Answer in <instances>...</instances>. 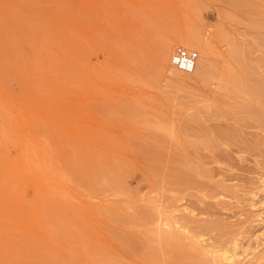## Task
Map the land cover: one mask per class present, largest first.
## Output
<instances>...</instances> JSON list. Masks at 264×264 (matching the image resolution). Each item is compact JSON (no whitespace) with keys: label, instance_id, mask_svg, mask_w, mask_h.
Wrapping results in <instances>:
<instances>
[{"label":"rangeland","instance_id":"obj_1","mask_svg":"<svg viewBox=\"0 0 264 264\" xmlns=\"http://www.w3.org/2000/svg\"><path fill=\"white\" fill-rule=\"evenodd\" d=\"M237 1L0 0V124H5L7 117L15 119L12 118L18 135L21 136L20 139L22 138L21 141H28L30 151H33L32 163L42 164L50 175L60 180L57 186H61L63 198L68 201L60 208H50L46 203L41 208L39 203H43L41 200L43 196H40L37 184L28 181L24 195L26 194L29 201V209L35 214L39 211L45 218L41 219L43 216L38 213L40 219L33 213H26V207L19 204L21 212L25 213L22 218L23 228L28 232L18 231L15 235L9 218L13 200L5 186L8 183L6 178L9 173L8 160L16 161L19 156L17 153L19 154L23 147L16 143L15 148L20 147V151L15 150L14 144L11 145L10 151L9 145L3 140L5 130L0 129L3 131L2 135L0 133V220H2L0 233H3L0 236V244L7 245L14 241L13 245L8 244L7 248L4 245L0 246V260L6 259L5 264H10L11 258L15 259V262L17 259L20 260V257L26 255L24 253L26 243H23V240L27 238L25 242L31 241L30 244L27 242L28 247L35 249L34 247L38 245L35 250L51 252L50 255L47 253L50 256L47 257L50 259L53 257L55 260L57 258L61 262L66 261L64 258L73 253L72 256L81 260L80 264H101V261L93 262L100 256L97 251L112 250L111 253L117 252L118 255L114 253L117 255L115 257L121 262L124 261L123 263L149 264L150 262L146 260L147 263L141 261V258L136 259L138 257L134 253L136 250L131 249L134 251L131 253L129 248L112 241L111 236L114 232L111 231H115V234L130 235L129 238L136 244L135 249L142 247L139 248L142 250L140 254L141 252L146 254L147 250L150 254L151 248L157 252L163 250L159 235L162 232L174 235L171 228L175 226H181V229L178 237L175 235L174 237L181 238L184 245H189L183 234L189 232L190 235L199 236L195 226H200L202 222L213 227L199 238L204 241V245L216 242L217 240L213 239L221 236L224 239H236L241 247L239 264H264V117L259 121L247 118L244 123L243 120H237L240 116L236 115L237 110L234 108L239 105V95L232 91L241 89L240 81L237 82V79L240 80L242 77V71L238 72L240 68H237L235 52L242 42L244 48L247 46L244 51L245 74L246 67L256 69L264 87V16H262L264 0H240L251 4L247 7L248 4L243 2L245 7L243 6L242 10H238ZM255 5L256 8L253 10ZM242 11L245 15L238 14ZM248 47H253L252 52H248ZM178 50L197 54V61L191 73H183L176 68ZM80 59L82 62L79 64ZM78 64L83 66H79V69ZM87 65L89 68H86ZM93 66H96L97 70L93 69ZM6 67L7 70L8 68L12 70H8L7 73ZM62 68L64 72H61ZM65 72L66 74L62 76ZM245 74L244 77L247 76ZM6 77L14 78V83L12 79L10 81L12 83H8L10 79ZM62 78H65V81L61 83ZM71 81L75 85L71 84ZM226 82L230 86L227 85L229 89ZM226 91H229V94ZM262 91V98L257 101V106L264 105V90ZM235 98L238 100H234ZM248 101L249 98L244 97L242 102ZM234 105L236 107L233 108ZM209 110H212V113ZM213 112L217 114L221 112L224 115L215 117L212 115L215 114ZM2 118L6 120L2 122ZM242 126L245 128H240ZM222 131H232V134L230 133L232 136L222 140L220 136ZM202 135L210 142L214 140L215 149H210L213 144L208 147H205L206 143L202 144L204 137ZM85 150L101 154L103 162L110 160V173H113L114 163L118 162L123 164L124 169L131 171L132 176L136 173V179V175L133 176V180L130 178L132 176L129 177L131 181L126 179V185H131L126 187L131 194L120 196L107 191L103 193L104 195L96 194L94 197L95 193L89 192L87 188L84 191L90 195L81 193L84 187L76 178L75 182L72 180V177H75L72 169L68 172H72L73 175L66 173L65 170L69 167L68 163L83 167L81 162L83 161L85 165V159L88 157ZM83 154L85 159L82 157ZM76 156L77 159L80 157L82 159L77 160ZM76 161H81L78 162L80 166ZM184 165H187L184 169H192L191 176L196 179L192 178V181H196V184L192 181L186 186L166 184L170 179H174V176L176 178L179 175L182 181L188 180ZM85 166L83 168H86ZM157 169L163 174L161 177L165 178L163 180L165 185L160 180L161 173L158 175ZM85 171L87 173V170ZM125 177L128 178V175ZM177 180L180 178L177 177ZM47 183L49 181H46ZM158 183L162 184V187ZM46 189L48 196L49 191L57 188L51 189L48 186ZM106 210L108 215L105 213ZM101 211L102 214L105 211L106 216L103 214L105 217L100 214ZM108 211L111 214L126 212L122 213L132 216V221H136L134 225L136 224L139 229L132 227L126 230L108 223L112 221L109 219ZM48 212L52 215L63 214L62 222L68 218L67 223L71 222L73 227L70 223L63 225L59 221L61 216L57 217L56 214L50 217ZM147 213H150L149 220L154 219V223L151 222L155 226L149 225L151 222L146 219ZM165 216L169 218L166 219ZM46 217L50 218L47 220ZM144 217L146 221L143 223ZM189 217L194 218V225L189 222ZM54 220L59 221L57 224L59 223L61 233L57 232L60 233L58 235L55 234L58 225L50 223H54ZM49 223L51 227H48ZM173 223H176L175 226ZM64 226L67 228L64 229ZM145 227L151 229V233ZM191 228L194 233L190 231ZM107 229L111 230L109 232L112 233L111 236ZM77 231L81 234L78 235ZM146 232L153 240V242L150 240L151 245L147 244L151 246L148 248L145 246L148 242ZM25 233H29L30 238ZM32 236L36 238L34 241L38 240L34 244ZM156 237H159V240L154 239ZM17 238L19 239L17 242L22 241V245L18 243L17 246L15 242ZM87 240L90 244L85 242ZM137 240L144 245L138 244ZM155 240L160 243H156ZM40 241L48 250L46 248L43 250L41 243L38 244ZM70 241L72 248L68 246L71 244ZM73 242H78L77 247ZM95 244L98 245L96 246L98 256L93 254L96 250ZM153 244L157 247H152ZM89 245L93 247L83 248ZM10 246L13 248L22 246L24 249H20L21 247L16 249L19 256L11 252L14 249L8 250L12 248ZM119 246L122 247V252ZM4 248L8 253L6 251L3 253ZM30 248L26 249L27 255L31 251ZM86 248L90 249L91 256L86 254L90 253ZM40 251L36 254L39 252L42 255ZM7 254L10 256V263L7 261ZM36 254L32 253L30 258L40 262L42 259ZM161 255L162 257L157 256L161 258L159 264H167L170 260L167 259L168 255ZM102 257L105 258L103 254Z\"/></svg>","mask_w":264,"mask_h":264},{"label":"bare ground","instance_id":"obj_2","mask_svg":"<svg viewBox=\"0 0 264 264\" xmlns=\"http://www.w3.org/2000/svg\"><path fill=\"white\" fill-rule=\"evenodd\" d=\"M235 1H237V0H235ZM256 1V0H255ZM239 2H241V4L239 3ZM243 2H245V1H237V3H238V10H242V8H243V6L245 5V3H243ZM235 3V2H234ZM236 3V4H237ZM244 4V5H243ZM248 4V5H247ZM246 5H247V7L249 6V5H251V4H249V3H246ZM240 6H241V9H240ZM245 7V6H244ZM246 7V8H247ZM245 8V9H246ZM253 8V7H252ZM252 8H251V10H252ZM256 8V5H255V7L253 8V10ZM234 9V8H233ZM244 9V8H243ZM250 9V8H249ZM248 9V10H249ZM251 10H249V11H251ZM243 11H245V10H243ZM236 12V13H238V14H244V12ZM246 11H247V9H246ZM253 12V11H252ZM255 12H257V11H255ZM245 15V14H244ZM262 16H264V15H262ZM254 18V17H253ZM250 21H255V20H250ZM255 23V22H254ZM258 23V22H257ZM245 25V24H244ZM261 26V25H260ZM240 27V26H239ZM256 27V26H255ZM260 28V27H259ZM254 29V28H253ZM255 30V29H254ZM242 35V34H241ZM102 38V37H101ZM243 41V40H242ZM240 47L239 48H237L238 50H237V52H235V54H236V59L237 60H235V61H237V68L239 67L240 69H238V72H240V71H242V74H241V76L242 77H240V80L239 79H237L238 81L237 82H239L240 81V87H241V89L240 90H236V89H232V87H231V89H232V91H235V93H237L238 95H239V100L237 99V98H235L234 100H238L239 101V105L236 107V105H234L233 106V108L234 107H236V108H234V109H236L237 110V113H236V115L237 116H240V118L239 119H237V120H240V121H242V123H244L245 121V119H247V118H250L251 120L252 119H254L255 121L257 120V121H259L260 119H261V117H264L263 116V112H264V105L262 104V106H261V104H260V106H257V101L259 102V98H262L261 96V92L263 93V91L262 90H264V87H263V83H262V81H261V79H260V77H259V75H257V71H256V69H254V68H248L247 69V67H246V72H247V74H245V67H244V51H245V48L247 47H245L244 48V44H243V42H242V44L241 45H239ZM60 47V46H59ZM64 47V46H63ZM116 47V46H115ZM121 48V47H120ZM253 48V47H252ZM252 48H250V47H248V52H252ZM120 50V49H119ZM236 51V50H235ZM232 55H234V54H232ZM232 58V57H231ZM234 57L232 58V59H235ZM82 59V58H81ZM81 59H80V61H79V64L82 62L81 61ZM6 61V60H5ZM9 61V60H8ZM196 61H197V57H196ZM196 61H195V63H196ZM11 62V61H10ZM54 62V61H53ZM7 63H9V62H7ZM34 63V62H33ZM50 63V62H49ZM88 63H89V60H88ZM97 63V62H96ZM260 63H262V62H260ZM35 64V63H34ZM78 64V68H79V66L81 67V66H83L82 64L81 65H79ZM90 64V63H89ZM88 64V65H89ZM36 65V64H35ZM87 65V66H88ZM91 66H92V64H90ZM94 65V64H93ZM40 66V65H39ZM55 66V65H54ZM61 66V65H60ZM64 66V65H63ZM76 66H77V64H76ZM86 66V68H89V66L87 67ZM99 66V65H98ZM52 67V66H51ZM85 67V66H84ZM84 67H82V68H84ZM94 67V68H93ZM92 68L93 69H95L96 68V70H97V67L96 66H93ZM250 67V66H249ZM58 68V67H57ZM101 68V67H100ZM177 68V67H176ZM236 68V69H237ZM11 69V68H10ZM9 68H8V70H10ZM66 68H64V70H65ZM80 69V68H79ZM102 69V68H101ZM100 69V70H101ZM105 69V68H104ZM178 69V68H177ZM3 70V69H2ZM5 70V69H4ZM6 70H7V67H6ZM8 70L6 71L7 73H8ZM12 70V69H11ZM10 70V71H11ZM36 70V69H35ZM84 70V69H83ZM99 70V69H98ZM193 70V69H192ZM254 70H255V72H254ZM1 71V70H0ZM14 71V70H13ZM12 71V72H13ZM16 71H18L17 69H16ZM59 71H60V69H59ZM66 71V70H65ZM180 71V70H179ZM22 72V71H21ZM40 72V71H39ZM58 72V71H57ZM61 72H64L63 71V68H62V70H61ZM103 72V71H102ZM101 72V73H102ZM181 72H183V71H181ZM192 71H190V72H183V73H191ZM7 73H6V75H7ZM16 73H18V72H16ZM97 73L99 74V71H97ZM235 74H236V72H234ZM25 74V73H24ZM60 74V73H59ZM62 74V73H61ZM64 74H66V72L65 73H63L62 74V76L64 75ZM69 74V73H68ZM106 74V73H105ZM108 74V73H107ZM227 74H229V72L227 73ZM226 74V75H227ZM244 74L245 75H247V76H245L244 77ZM16 75V74H15ZM22 75V74H21ZM21 75H19V76H21ZM58 75V74H57ZM3 76H4V74H3ZM18 76V78H21V79H23L22 77H19ZM59 76H61V75H59ZM230 76V75H229ZM16 77H17V75H16ZM54 77V76H53ZM81 77V76H80ZM227 77V76H226ZM237 77V76H236ZM235 77V78H236ZM67 78V77H66ZM77 78H79V77H77ZM229 78V77H228ZM231 78H232V76H231ZM6 79H10V80H8V83L11 81V79L12 78H9V77H6ZM14 79V78H13ZM13 79H12V81H13ZM20 79V80H21ZM81 79V78H80ZM88 79V78H87ZM100 79V78H99ZM19 80V79H18ZM53 80V79H52ZM59 80V79H58ZM63 80L65 81V78L63 79L62 78V81H61V83L63 82ZM67 80V79H66ZM79 80V79H78ZM6 81V80H5ZM24 81V80H23ZM33 81V80H32ZM46 81H48V80H46ZM56 81V80H55ZM74 81V80H73ZM7 82V81H6ZM15 82H17L16 80H15ZM37 82V81H36ZM49 82V81H48ZM74 82H76V80L74 81ZM81 82V81H80ZM236 82V81H235ZM12 82H10V84H11ZM13 83H14V81H13ZM33 83V82H32ZM34 83H35V81H34ZM33 83V84H34ZM41 83H42V81H41ZM56 83V82H55ZM58 83H60V82H58ZM225 83V82H224ZM21 84V82H19V85ZM57 84V83H56ZM64 84V83H63ZM63 84H61V85H63ZM71 84H73V85H75L74 83H72V81H71ZM78 84V83H77ZM231 84V83H230ZM234 84L235 83H233L232 85H233V87H234ZM54 85V84H53ZM59 85V84H58ZM73 85H72V87H73ZM82 85V84H81ZM80 85V86H81ZM229 86V84H227V82H226V86ZM10 86V85H9ZM227 86V87H228ZM244 86H247L246 88L244 87ZM21 87V86H20ZM24 87V86H23ZM28 87V86H27ZM31 87V86H30ZM227 87H225V88H227ZM230 87V86H229ZM229 87H228V89H229ZM263 87V88H262ZM22 88V87H21ZM25 88V87H24ZM75 88V87H74ZM224 88V87H223ZM28 89V88H27ZM32 89V88H31ZM228 89H226V90H228ZM29 90H30V88H29ZM33 90V89H32ZM31 90V91H32ZM41 90V89H40ZM261 90V91H260ZM28 92V91H27ZM30 92V91H29ZM35 92V91H34ZM38 92V91H37ZM36 92V93H37ZM227 92V91H226ZM226 92H225V94H226ZM229 92V91H228ZM227 92V93H228ZM231 92V91H230ZM229 94V93H228ZM228 94H227V96H228ZM232 94H233V92H232ZM231 94V95H232ZM37 95H38V93H37ZM41 95V94H40ZM36 96V95H35ZM236 96V95H235ZM244 97L246 98V97H248L249 98V100L250 101H248V102H246V103H243L242 101L244 100ZM263 97H264V94H263ZM41 98V97H40ZM233 98V97H232ZM264 99V98H263ZM236 100V101H237ZM120 101V100H119ZM264 101V100H263ZM262 101V102H263ZM118 102V101H117ZM134 103V102H133ZM136 107V106H135ZM18 109V108H17ZM133 109V108H132ZM212 109H215V108H212ZM233 109V110H234ZM45 110V109H44ZM218 111V110H217ZM209 112L210 113H212V110H209ZM11 112L9 111V114H10ZM213 113H215V114H212V115H214L215 117L217 116V115H221L222 113L221 112H218V114L216 113V112H213ZM1 114H2V112H1ZM20 113H18V115H19ZM125 114V113H124ZM209 114V113H208ZM3 115V114H2ZM5 115H7V114H5ZM222 115H224V113L222 114ZM15 116H16V114H15ZM4 117V116H3ZM6 117V116H5ZM4 117V118H5ZM19 117V116H18ZM121 117V116H120ZM129 117H131V116H129ZM214 117V118H215ZM217 117H219V116H217ZM13 118V117H12ZM12 118H8L7 117V120L6 119H4V120H6L5 121V124L3 123V124H0V129H3V131L5 130V133L3 134V131L2 130H0V131H2V132H0L1 133V135L3 134L4 136H3V140H4V142L6 143V145L8 144L9 146V150L11 151V149H12V147H11V145H13V147L15 148V144L16 143H18L19 145H21L22 147H23V149L20 151V147L19 148H15V150H17V149H19V154L17 153V156H18V159H15L14 157H12V158H14L16 161H14V160H8V163H9V173H8V177H6V178H8V183H7V185H6V183H4L6 186V191H7V193H9L8 195L11 197V199L13 200L12 201V203H11V205H12V207H11V209L9 210V218H10V224L12 223L13 224V229L15 230V235L18 233V231H20V232H22V231H25L24 230V228H23V221H22V218H24V214L25 213H23V212H21V210H20V208H19V204H21V205H24L25 207H26V213H33V214H35V212H31L30 211V206H29V201H27V196H25L24 195V189H26L25 188V185H27V182L29 181V183H31V182H34V183H36L37 184V190H38V192L40 193V196H43L42 197V199L41 200H43V203L41 202V203H39L40 204V206H41V208L43 207V204L44 203H46L50 208H53V209H55L56 207H58V208H60L61 207V205H63V203H65L66 204V202H68V201H66V200H64V195L62 194V191H61V186H57L58 184H59V182H60V180H58V179H56V178H54L53 177V175H50L49 174V172L48 171H46L44 168H43V165L42 164H39V165H34L33 163H32V156H31V152H33V151H30V147L28 146V141H25L24 139V141H21V139H20V137H19V135H18V131H17V129L15 128V125H14V123H13V119ZM20 118H21V116H20ZM210 118V117H209ZM17 119V118H16ZM130 119H132V118H130ZM4 120H3V118H2V122H4ZM15 120V119H14ZM253 120V121H254ZM192 121L194 122V120L192 119ZM249 121V120H248ZM247 120H246V122H248ZM254 121V122H255ZM16 122V121H15ZM24 122V121H23ZM238 122V121H237ZM250 122V121H249ZM17 123V122H16ZM22 123V122H21ZM239 123V122H238ZM251 123V122H250ZM256 123V122H255ZM18 124H20V123H18ZM17 124V125H18ZM247 124V123H246ZM193 125H195V124H193ZM197 125V124H196ZM240 125H241V123H240ZM252 125V124H251ZM20 126V125H19ZM25 126V125H24ZM189 126V125H188ZM198 126V125H197ZM237 126H239V125H237ZM246 126V125H245ZM245 126H242V127H240V128H242V129H244L245 128ZM248 126V125H247ZM18 127V126H17ZM233 127V126H232ZM25 128V127H24ZM42 128V127H41ZM194 128V127H193ZM192 128V129H193ZM221 128V127H220ZM227 128V127H226ZM43 129V128H42ZM191 129V128H190ZM195 129V128H194ZM193 129V130H194ZM202 129V128H201ZM232 130V129H231ZM21 131V130H20ZM45 131V130H44ZM164 131V130H163ZM192 131V130H191ZM195 131V130H194ZM164 132H166V130L164 131ZM235 132V131H234ZM242 132V131H241ZM41 133V132H40ZM202 133H204V134H206L205 133V131H202ZM232 134V131H226V132H221L220 133V136H221V138H222V140H223V138H227L228 136H232L231 134ZM240 133V132H239ZM46 134V133H45ZM167 134V133H166ZM194 134V133H193ZM210 135V134H209ZM208 135V136H209ZM218 135V134H217ZM154 136H156V135H154ZM202 136H204V135H202ZM207 136V135H206ZM55 137V136H54ZM157 137V136H156ZM210 137V136H209ZM2 138V137H1ZM208 138V137H207ZM220 138V137H219ZM233 138H234V136H233ZM153 139V138H152ZM155 139V138H154ZM160 139V138H159ZM158 139V140H159ZM162 139V138H161ZM160 139V140H161ZM212 139V138H211ZM27 140V139H26ZM45 140V139H44ZM156 140V139H155ZM200 140V139H199ZM157 142V141H156ZM198 142V141H197ZM213 142H214V140H213ZM213 142H210V141H208V139L206 140L205 139V136L203 137V139H202V144L204 143V145H205V143H206V145L207 146H205V147H208L209 145H211V144H213ZM196 143V142H195ZM245 143V142H244ZM199 144H201V143H199ZM216 144H217V141H216ZM246 144V143H245ZM160 146V145H159ZM215 146L216 145H211V148L210 149H215ZM219 146V145H218ZM7 147V146H6ZM154 147V145L152 146V148ZM1 148V147H0ZM11 148V149H10ZM54 148V147H53ZM85 148V147H84ZM159 148V147H158ZM193 148H194V146H193ZM192 148V149H193ZM203 148H204V146H203ZM5 149H7V148H5ZM154 149H157V148H154ZM189 149H191V148H189ZM195 149V148H194ZM212 149V150H213ZM219 149V148H218ZM218 149H217V151H218ZM58 150H60L59 149V147H58ZM142 150V149H141ZM13 151V150H12ZM18 151V150H17ZM86 151V150H85ZM88 151V150H87ZM86 151V152H87ZM92 151V150H91ZM91 151H89V152H87L86 153V155L88 156L86 159H85V157H84V154H83V156L82 157H84V159L86 160L85 162V165H87V166H85L84 165V163H83V161L81 162V161H78V162H81V165H83V167L85 166L86 168H83L82 166H80V164L77 162V165H79L80 167H78V166H74V165H70L71 163H68L69 164V167H67V169L65 170L66 171V173H68V174H72L73 175V173H74V175H75V177L73 178L72 177V180H74V182H75V178H76V180L84 187V189H83V191H80L81 193H85V188H87V190L89 191V192H91L92 191V193H95V194H93V196L94 195H98L99 194V196H100V194H103V193H106L107 191H109V192H112V193H114V195H116V193L117 194H119L120 196L121 195H130L131 193H129V191L127 190V186L128 185H126V179L127 180H130L131 181V179L133 178V176L135 177V175H136V173L134 174L133 173V176H132V173H131V171L129 172V170H126V169H124V166H123V164L121 163V162H118V163H114L115 164V166H114V170H113V173H110V171H109V163L111 162L109 159V162L108 161H102L101 160V154H97V153H94V152H91ZM156 150H154V152H155ZM160 151V150H159ZM78 152V151H77ZM176 152H179V151H176ZM15 153V152H14ZM83 153V152H82ZM9 154H10V152H9ZM9 154H8V156H9ZM142 154V153H141ZM144 154V153H143ZM146 154V153H145ZM149 154H152V152L150 153L149 152ZM33 155V154H32ZM12 156H13V154H12ZM14 156H15V154H14ZM35 156V155H34ZM33 156V157H34ZM95 156H97V157H100V159H98L97 157H95ZM9 157H11V156H9ZM147 157V156H146ZM149 157V156H148ZM157 157H158V155H157ZM156 157V158H157ZM52 158H54V156L52 157ZM61 158V157H60ZM66 158H69V157H66ZM81 158V157H80ZM80 158H78L77 159V156H76V159L77 160H81ZM7 159H8V157H7ZM152 159V158H151ZM155 159V158H154ZM179 159V158H178ZM2 160V159H1ZM55 160V159H54ZM56 160H58V159H56ZM55 160V161H56ZM65 160L66 159H64V162H65ZM69 160V159H68ZM165 160V159H164ZM46 161V160H45ZM70 161V160H69ZM154 161V160H153ZM191 161V160H190ZM53 162V161H52ZM1 163V162H0ZM6 163V162H5ZM54 163V162H53ZM60 164V163H59ZM75 164V163H74ZM175 165H176V163H174ZM173 164V165H174ZM76 165V164H75ZM125 165V164H124ZM178 165H180V164H178ZM182 165V164H181ZM11 166V167H10ZM46 166V165H45ZM56 166V165H55ZM62 166V165H61ZM64 166V165H63ZM68 166V165H67ZM73 166V167H72ZM126 166V165H125ZM187 167V165H184L183 166V169H184V167ZM82 167V168H81ZM127 167V166H126ZM155 167L156 166H154V169H155ZM178 167V166H177ZM182 167V166H181ZM190 167V166H189ZM153 168V167H152ZM170 168V167H169ZM174 168V167H173ZM176 168V167H175ZM174 168V169H175ZM194 168V167H193ZM63 169H64V167H63ZM72 169V171H73V173L71 172V173H69L68 172V170H71ZM153 169V171H156V170H154ZM168 169V168H167ZM173 169V170H174ZM179 169V168H178ZM177 169V170H178ZM185 169H187V168H185ZM184 169V170H185ZM190 169V168H189ZM85 170H87V173H86V171ZM192 170V169H191ZM191 170H186V175L188 176V180H185V181H182L181 180V176L179 177V176H177L178 178H180V180H177V177L175 178V176H174V179H170L169 177V181H168V183H166V184H168L169 186L171 185H177V186H186V185H188V183L190 182L191 183V181H192V178H194L195 179V177L194 176H191V173H193ZM57 171H60V169H57ZM159 170L157 169V172H158ZM181 171V170H180ZM204 171V170H203ZM61 172V171H60ZM59 172V173H60ZM127 173V175H128V178H126L125 176H127L126 175V173ZM128 172H129V174H128ZM134 172V171H133ZM169 172V171H168ZM191 172V173H190ZM63 173H64V170H63ZM131 173V174H130ZM159 173H161V172H158V175H159ZM181 173V172H180ZM203 173V172H202ZM201 173V174H202ZM205 174V173H204ZM157 175V176H158ZM163 174L161 173L159 176L161 177ZM175 175V174H174ZM176 175H178V174H176ZM206 175V174H205ZM130 176H132V177H130ZM158 176V177H159ZM166 176V175H165ZM164 176V177H165ZM184 176V175H183ZM131 179H130V178ZM137 178V175H136V177H135V179ZM139 178V177H138ZM162 178V177H161ZM172 178V177H171ZM165 179V178H164ZM163 178L162 179H160V180H162V182H163V180H164ZM133 180V179H132ZM196 180V179H195ZM46 181H49V183H47L46 184ZM64 181H66V182H68L67 180H64ZM194 181V180H193ZM192 181V182H193ZM128 182V181H127ZM136 182V181H135ZM196 182V181H195ZM195 182H193L194 184H196ZM77 183V182H76ZM74 184V183H73ZM131 184V183H130ZM158 184H160V183H158ZM68 185H69V183H68ZM68 185H67V187H68ZM161 185V187H162V184H160ZM159 185V186H160ZM163 185H165L164 184V182H163ZM190 185V184H189ZM2 186V185H1ZM48 186H50V188L52 189V188H57V189H55V190H51V192L49 191V193H47L48 194V196H46V188H48ZM167 186V185H166ZM70 187V186H69ZM74 187V186H73ZM76 188L78 187V186H75ZM80 187V186H79ZM128 187H131V185L130 186H128ZM189 187V186H188ZM4 188V187H3ZM59 188H60V191H59ZM81 188V187H80ZM79 188V189H80ZM165 188V187H164ZM167 188V187H166ZM165 188V189H166ZM189 188H191V187H189ZM193 188V187H192ZM70 189H72L71 187H70ZM81 189V190H82ZM170 189V188H169ZM16 190V191H15ZM130 190V189H129ZM182 190V189H181ZM176 191H177V189H176ZM34 192V191H33ZM75 192V191H74ZM89 192H87V193H85V195L86 194H88ZM175 192V191H174ZM28 193V192H27ZM77 193V192H76ZM29 194V193H28ZM65 194V193H64ZM88 195H90V194H88ZM104 195V194H103ZM106 195V194H105ZM119 195H117V196H119ZM35 196V195H34ZM122 196V197H123ZM133 196V195H132ZM90 197V196H89ZM95 197V196H94ZM41 198V197H40ZM91 198V197H90ZM129 198H130V196H129ZM1 199V198H0ZM30 200V199H29ZM64 201V202H63ZM67 206V205H66ZM81 206V205H80ZM122 207V206H121ZM124 207V206H123ZM7 208V207H6ZM82 208V207H81ZM130 208V207H129ZM44 209V208H43ZM97 209V208H96ZM76 211H78V208H77V210ZM126 211V210H125ZM130 211V210H129ZM154 211V210H153ZM41 212H43V211H41ZM58 212V211H57ZM105 212V211H104ZM103 212V214L105 215V213H107V210H106V212L104 213ZM109 212V211H108ZM122 212H124V211H122ZM114 213V212H112V214L110 213L109 214V216H110V218L109 219H111L112 221H109L108 223H113V224H116L117 226V228H118V226L119 227H121V228H124V229H126V230H129V229H131L132 227L134 228V227H137V225L135 224L134 225V223L136 222H133L132 221V216H130L129 214H124V213H126V212H124V213ZM131 212V211H130ZM145 213H146V210L144 211ZM143 212V213H144ZM149 212V211H148ZM37 213L38 214H40L39 213V211H37ZM37 213L35 214L36 216H37V218H39L38 217V215H37ZM56 213V212H55ZM60 213V212H59ZM95 213H97L96 211H95ZM114 213V214H113ZM132 213H133V211H132ZM141 213V212H140ZM153 213V212H152ZM160 213H162V212H160ZM46 214V213H45ZM48 214H49V216L50 215H52V213L50 214L49 212H48ZM57 214V215H56ZM55 215L58 217H60L61 216V214L60 215H58V213H56ZM98 214V213H97ZM101 215H103L102 214V211H101V213H100ZM142 214V213H141ZM148 214V218H146V219H150V213H147ZM154 214V213H153ZM164 214V213H163ZM41 215V219H43V218H45V215L44 214H40ZM55 215H52V217H54ZM99 215V214H98ZM100 215V216H101ZM103 215V216H104ZM107 215H108V213H107ZM113 215V216H112ZM156 215V214H155ZM48 216V215H47ZM62 216H64L63 214H62ZM61 216V217H62ZM67 216V215H66ZM66 216L64 217L65 219H66ZM75 216V215H74ZM106 216V215H105ZM104 216V217H105ZM108 216V217H109ZM144 215H142V217H143ZM147 215L145 214V217H146ZM51 217V216H50ZM50 217H46L47 218V220H48V218H50ZM57 217H56V219H57ZM141 216H140V218L141 219H143ZM145 217H144V219H145ZM157 217V216H156ZM71 218V217H70ZM154 218V217H153ZM165 218H166V216H165ZM167 218H169V217H167ZM166 218V219H167ZM3 219V218H2ZM40 219V218H39ZM59 219V218H58ZM75 219V218H74ZM105 219V218H104ZM146 219L145 220H142L143 221V223H144V221H146ZM170 219H172L171 217H170ZM190 221V223L192 224V225H194L195 224V221H194V218H188ZM64 219H63V217L61 218V219H59V221L64 225L65 223H67L68 222V218L64 221V222H62ZM106 220V219H105ZM0 221H2V220H0ZM52 221V220H51ZM55 221V220H54ZM58 220H56L54 223H52V222H50L52 225L54 224L55 226L56 225H58L57 224V222H59ZM107 221V220H106ZM150 222L152 221V218H151V220H149ZM187 221V220H186ZM45 222V221H44ZM47 222H49V221H47ZM153 223H154V219H153V221H152ZM149 223V225H151V224H153V223ZM184 222H185V220H184ZM5 223H7V221L5 222ZM49 223V224H50ZM70 223V225L72 226V224H71V222H69ZM69 223H67V224H69ZM142 223V224H143ZM177 223V222H176ZM176 223H173L174 225L173 226H175V224ZM50 224V226H48V227H51L52 225ZM141 224V223H140ZM47 225H48V223H47ZM154 225V224H153ZM165 225V224H164ZM200 225V224H199ZM210 224H208V226H207V224L206 225H204V224H202V222H201V225L200 226H195L196 228H197V233L199 234V236H194V235H190V233L189 232H186V233H184L183 234V237L185 238V239H187L189 242V245H184L182 242H181V238L179 239V238H175L174 237V235L176 236V237H178L177 235L178 234H180V229H181V226H175V227H173V229L171 228V231H172V233L174 234V235H171V234H168V233H164L163 234V232H162V234H160L159 236H160V239H161V249H162V246H164L163 247V250L162 251H160V252H157L154 248L152 249L151 248V252H149L150 254H148L147 253V251H146V254L144 253L143 254V252H141V254H140V251H142V250H140V249H142V247L139 249H135L136 248V244L132 241V239L131 238H129V237H131L130 235L129 236H127L126 235V233H124V234H122V233H116L115 234V231H111V230H109V229H107V230H109L108 231V233L111 231V232H114L113 234L112 233H109V235L110 234H112V241H115L116 242V244L117 243H119L120 245H122V246H124V248L126 247V248H129V250L131 251V253H132V251L134 250H136L134 253H135V256L137 257H135L136 259H142L141 261H148V262H150V263H152V264H159V261H160V257L158 258L157 256H161L162 257V255L161 254H163V256H165V255H168L167 256V259L169 258L170 260H169V262L167 263V264H239V263H241L240 262V260H239V256H240V254H239V249L241 248L240 247V244L237 242V240L236 239H224V238H222V236L220 237V238H217V239H213V240H217L216 242H212V243H210V245H207V244H209V243H207L206 245H204L203 244V242L201 241V239H199L200 237H203V233L205 232H207L208 230H211V229H213V227L212 226H209ZM75 226V225H74ZM147 226V225H146ZM155 226V225H154ZM159 226V225H158ZM166 226V225H165ZM57 227H58V229H57ZM56 227V231H55V234L56 235H58V234H60L61 233V231L59 230V225ZM65 228L64 229H66L67 227L66 226H64ZM73 227V226H72ZM71 227V229L72 230H74L73 228ZM167 227V226H166ZM217 227V226H216ZM138 228V227H137ZM146 228V227H145ZM156 228V227H155ZM222 228V227H221ZM2 229V228H1ZM0 229V230H1ZM101 229V228H100ZM139 229V228H138ZM147 229V228H146ZM169 229V228H168ZM167 229V230H168ZM192 229V228H191ZM214 229H215V226H214ZM50 231H51V233H52V230L51 229H49ZM106 230V231H107ZM134 230V229H133ZM149 229H147V231H148ZM158 230V229H157ZM196 230V229H195ZM7 231H9V230H7ZM45 231H48V230H45ZM50 231H48V233L50 232ZM60 231V233H58L57 234V232H59ZM75 231V230H74ZM152 231H154V230H152ZM191 232L193 231V229L192 230H190ZM199 231V232H198ZM3 232V231H2ZM11 232H13L12 230H11ZM19 232V233H20ZM25 232H28V231H25ZM103 232H104V228H103ZM196 232V231H195ZM75 234H76V232H74ZM73 233V234H74ZM136 233H137V231H136ZM139 233V232H138ZM147 233V232H146ZM149 233H151V229L149 230ZM158 233V232H157ZM156 233V235H158ZM169 233H170V231H169ZM193 233H194V231H193ZM1 234H3V233H0V236H1ZM7 234H9V233H7ZM21 234V233H20ZM27 234V236L29 235V233H25V235ZM74 234V235H75ZM77 234H78V231H77ZM77 234L75 235V236H77ZM81 233L79 232V234L78 235H80ZM23 235V234H22ZM22 235H19V236H22ZM66 235V234H65ZM72 235V234H71ZM139 235V234H138ZM141 235V234H140ZM149 235L150 234H148L147 233V235H146V237H147V239L146 240H148V242H146V244H145V246H147V244L148 243H150L149 245H151V243L153 242V240L149 237ZM154 235H155V233H154ZM19 236H18V238H19ZM82 236H83V234H82ZM50 237H51V235H50ZM59 237H60V235H59ZM132 237H134V236H132ZM155 237V236H154ZM16 238V237H15ZM16 239V243H17V246L20 244V245H22V241L19 243V242H17V240H19V239ZM21 238H23V237H21ZM26 238V237H25ZM29 238H30V235H29ZM65 238H67L66 236H65ZM68 238H70V237H68ZM85 238V236H83V239ZM27 239V238H26ZM25 239V240H26ZM31 239L34 241L36 238H34L33 236L31 237ZM71 239V238H70ZM70 239H68V243H69V240ZM109 239H111V238H109ZM134 239H136V238H134ZM154 239H158L159 240V237L157 238H154ZM22 240V239H21ZM25 240H23L24 242L23 243H26V244H30L31 243V241L30 242H25ZM57 240V239H56ZM85 240V239H84ZM145 240V241H146ZM152 242H151V241ZM156 241V243L157 242H159V241ZM5 241V240H4ZM32 241V244H34L35 242H37L38 240H36V241H34L33 242ZM138 241V240H137ZM140 241V240H139ZM138 241V242H139ZM186 241V240H185ZM11 242V241H10ZM14 242V241H13ZM12 242V243H13ZM71 242V241H70ZM85 242H87V243H89V241L87 240V241H85ZM137 242V243H138ZM10 244V243H7V245L9 244V245H13V244ZM19 243V244H18ZM41 243V241L38 243V244H40ZM65 243H67V242H65ZM67 243V244H68ZM75 243V245H76V247H77V245H78V242H73V244ZM87 243H86V245H87ZM142 243V242H141ZM160 243V242H159ZM187 243V244H188ZM25 244V246H24V248H25V254L27 255V252L28 251H26V249L27 248H30V247H28V245H26ZM37 244V243H36ZM35 244V245H36ZM66 244V245H67ZM81 244H83V242H81ZM81 244H80V247H81ZM90 244V243H89ZM138 244H140V242L138 243ZM1 245H4V247L6 246V248L8 247L6 244H0V246ZM54 245V244H53ZM72 246V242H71V244H68V246L69 247H71ZM84 245V244H83ZM92 245V244H91ZM91 245H89V246H83V248H85V247H89V248H91V247H93V246H91ZM140 245H144V244H140ZM140 245H138V246H140ZM147 246V248L148 247H151V246ZM158 245V244H157ZM160 245V244H159ZM27 246V247H26ZM38 245H36L34 248L35 249H37L38 247H37ZM40 246L42 247L43 245H42V243L40 244ZM91 246V247H90ZM96 246H98L97 244H95V247ZM103 246V245H102ZM137 246V247H138ZM10 247H12V246H10ZM21 247V248H20ZM73 247H75L74 245H73ZM95 247H94V249H95ZM120 247V246H119ZM152 247H155L154 246V244H153V246ZM157 247V246H156ZM155 247V248H156ZM159 247V246H158ZM1 248V247H0ZM3 248V247H2ZM18 248H20V249H24V248H22V246H19ZM18 248H16L15 246H14V248L12 247V248H8V250L9 251H11V249L13 250L14 249V251H11V252H15V253H17V254H19L17 251H16V249L18 250ZM45 248H46V246H45ZM45 248H44V246H43V250H45ZM72 248V247H71ZM70 248V249H71ZM87 249L89 252H90V249ZM121 248V252H122V247H120ZM31 249V251H29V253H28V255L27 256H29V257H27L26 255H24V256H22V257H20V260H16V262H15V259L14 260H12L13 258H11V263L12 264H14L13 262H15V264H70V263H73V264H80L81 263V260H78L74 255L72 256V252H70V253H72L71 254V256H68V257H66V258H64V259H67L66 261H65V263H63V262H61V261H59L57 258H56V260L52 257L51 259L50 258H48V257H50V256H48L47 255V253L49 254V253H51V252H47L46 253V251H45V253H43V251H42V249H38V250H35V249H32V248H30ZM85 249V250H86ZM97 247H96V250H94L95 251V253H93L94 255L97 253V252H99L100 253V256L99 257H96V258H99L98 260L95 258L94 259V261L93 262H95V260L97 261V262H99V261H101V264H126V263H123V262H121V261H119L115 256H117L118 254H117V252H114L115 254H117V255H114V253L112 254L111 252H112V250H111V252H109L110 250H108L107 252H105V247H104V249H102V250H104L103 252L101 251H97ZM101 249V248H100ZM108 249V248H107ZM131 249H133V250H131ZM7 250V249H6ZM5 250V248H4V250H2L3 251V253H4V251H6ZM42 251V255L41 254H39V252L36 254V252L37 251ZM46 250H48L47 248H46ZM86 250V251H87ZM159 250V249H158ZM24 251V250H23ZM41 251H40V253H41ZM97 251V252H96ZM126 251V250H125ZM7 252V251H6ZM34 254H36L37 256H39L38 258H41L42 260L40 261V262H35L34 260H31V258L30 257H32V253ZM54 251H52V253H53ZM83 252V251H82ZM85 252V251H84ZM8 253V252H7ZM14 253V254H15ZM69 253V252H68ZM76 252H74V254H75ZM105 253H107L106 255H105ZM109 253V254H108ZM125 253V252H124ZM133 253V254H134ZM9 254H10V252H9ZM54 254V253H53ZM53 254H51V255H53ZM85 254V253H84ZM86 254L88 255V254H90V256H91V252L90 253H87L86 252ZM85 254V255H86ZM92 254V255H93ZM98 254V253H97ZM96 254V255H97ZM102 254L105 256V258L104 257H102ZM159 254V255H158ZM8 255V254H7ZM45 255H46V257H45ZM50 255V254H49ZM109 256V257H107L106 258V256ZM127 255V254H126ZM131 255V254H130ZM129 255V256H130ZM10 256H11V254H10ZM10 256L8 255V257H7V261H8V263H10V261H9V258H10ZM15 256V255H14ZM19 256H20V254H19ZM48 256V257H47ZM89 256V255H88ZM98 256V255H97ZM16 257V256H15ZM44 257V258H43ZM60 257V256H59ZM94 257V256H93ZM121 257V256H120ZM16 258H19V257H16ZM30 258V259H29ZM61 258V257H60ZM103 258V259H102ZM165 258V257H164ZM50 259V260H49ZM86 259V258H85ZM4 260H6V259H2V260H0V264H5V261ZM53 260H54V262H53ZM84 260V259H83ZM13 261V262H12ZM145 261V262H146ZM18 262V263H17ZM83 262V261H82ZM161 262V261H160ZM10 263V264H11ZM100 263V262H99ZM147 263V262H146ZM149 263V264H150Z\"/></svg>","mask_w":264,"mask_h":264},{"label":"built area","instance_id":"obj_3","mask_svg":"<svg viewBox=\"0 0 264 264\" xmlns=\"http://www.w3.org/2000/svg\"><path fill=\"white\" fill-rule=\"evenodd\" d=\"M197 54L192 51L178 50L176 67L183 72H190L194 68Z\"/></svg>","mask_w":264,"mask_h":264}]
</instances>
